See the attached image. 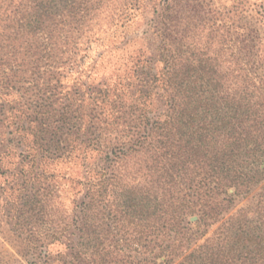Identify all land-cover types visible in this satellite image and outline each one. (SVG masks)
<instances>
[{
  "label": "trees",
  "instance_id": "16d2710c",
  "mask_svg": "<svg viewBox=\"0 0 264 264\" xmlns=\"http://www.w3.org/2000/svg\"><path fill=\"white\" fill-rule=\"evenodd\" d=\"M145 1L0 0V211L29 264H264V0H157L154 56L111 49Z\"/></svg>",
  "mask_w": 264,
  "mask_h": 264
},
{
  "label": "rangeland",
  "instance_id": "374dc122",
  "mask_svg": "<svg viewBox=\"0 0 264 264\" xmlns=\"http://www.w3.org/2000/svg\"><path fill=\"white\" fill-rule=\"evenodd\" d=\"M219 4H227L230 0H214ZM157 0H146L145 7L140 11H138L137 15L125 22L124 25L121 22L118 23L117 27L108 28L104 33L101 34V37L104 39L106 44H111V49L114 47H121V43L125 42L127 39H132L128 50L133 48H142L146 51L148 56H154L155 48L157 45V39L153 34L152 23L156 14L154 10L158 9ZM251 20L257 23V15L254 11L249 13ZM102 30L107 28L106 22L101 21ZM102 32V31H101ZM99 45V42H97ZM98 50L104 51L105 46H97ZM121 52L119 50H113L109 54L106 55L105 62L111 61L114 64L118 56H120ZM112 67L108 66L107 72L112 71ZM155 109L158 111L161 107V102L157 101L155 103ZM71 171L68 166L65 164H60L55 167V172L57 174V178L55 179L56 184L60 190V193L65 198V203L68 204L71 196V188H70V180L68 177H71ZM251 200L249 198H237L235 200V204L230 212L235 211L241 207H244ZM4 208L0 211V264H29L28 260L31 258L29 253H27V242H23L20 238H18L12 227L11 223L7 220L6 214L4 212ZM53 252L58 249H62L63 247L60 245L51 246Z\"/></svg>",
  "mask_w": 264,
  "mask_h": 264
},
{
  "label": "water",
  "instance_id": "95a60500",
  "mask_svg": "<svg viewBox=\"0 0 264 264\" xmlns=\"http://www.w3.org/2000/svg\"><path fill=\"white\" fill-rule=\"evenodd\" d=\"M196 219V216L192 217L191 220H195Z\"/></svg>",
  "mask_w": 264,
  "mask_h": 264
}]
</instances>
